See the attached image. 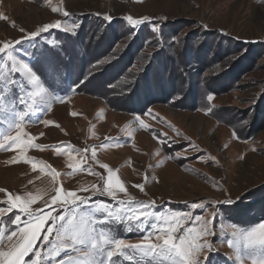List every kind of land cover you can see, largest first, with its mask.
Masks as SVG:
<instances>
[{
	"label": "rangeland",
	"instance_id": "obj_1",
	"mask_svg": "<svg viewBox=\"0 0 264 264\" xmlns=\"http://www.w3.org/2000/svg\"><path fill=\"white\" fill-rule=\"evenodd\" d=\"M57 8L59 12L53 11ZM65 11L69 16H64ZM0 15L9 18L0 20V46L11 44L17 62L33 70L31 51L39 39H24L28 33L56 20L61 21L65 33H76L73 23L81 25L83 21L86 28L102 29L86 44L95 60L93 73H97V79L88 86L90 92L63 97L48 89L41 75L37 83L17 74L28 85L26 92H33L31 99L25 94V100L36 101L21 122L18 113L28 108L19 103V89L17 95L9 97L11 89L0 91L4 97L0 101V144L5 145L0 148V189L5 190L0 191V207H7L9 193L23 196L31 192L40 197L30 205L31 210L63 215L64 209L54 204L45 206L44 201H50L61 187L78 190L93 184L102 186L108 173L100 168L99 161L113 169L115 178L135 198L132 207L155 201L149 210L156 216L191 213L193 219L183 223L181 233L199 226L196 216L212 220L215 234L209 239L213 248L201 254L202 260L210 258L213 264L218 254L231 264H240L241 259L252 264L258 256L254 249L245 247L241 240L237 253L228 241L235 239L231 212H237V218L257 205L264 208V45L255 47L242 41L264 43V0H0ZM109 15L111 21L118 22L107 27L109 21L104 17ZM128 15L134 19L148 17L151 28H162L167 49L157 48L154 34L142 43L134 40L132 32L131 37L124 36L119 26L128 24ZM54 30L41 33L42 40L51 45L59 42ZM17 40L22 43L16 44ZM160 52L166 54H160L164 69L154 62ZM184 57L189 62L182 64ZM4 61L6 56L0 60V67ZM176 65L174 79L180 81L182 72L191 71L193 86L189 81L180 85L177 81V88L170 86L169 72ZM3 73L9 74V68L3 67ZM156 75L158 78L152 80ZM137 81L141 87L138 93L133 87ZM204 92L214 94L213 101L205 100ZM183 96L188 100H182ZM44 120L52 123L45 125ZM17 134L23 143L8 148L11 141L5 137ZM29 139L32 144L26 146ZM37 144L43 147L36 148ZM93 148L95 160L91 158ZM76 162H80L79 169L69 167ZM32 163L37 164L35 169ZM89 168L92 172L87 171ZM140 184H144L143 192L136 187ZM118 196L125 198L124 193ZM102 202L119 206L116 200L97 194L78 211L92 212ZM194 203L204 207L192 208ZM13 213L20 214L22 220L27 218L18 209L0 215L4 233L0 251L18 242V236L7 239L17 230V225L9 223ZM96 216L102 218L103 213ZM156 223L155 218L150 219L143 231L136 222L107 227L114 229L112 235L137 243L156 231ZM261 223L264 220L236 226L250 231ZM50 225L51 221L45 230ZM50 241L56 242L55 232ZM41 245L38 241L37 250L43 257L49 245ZM120 264L136 261L120 258Z\"/></svg>",
	"mask_w": 264,
	"mask_h": 264
},
{
	"label": "snow or ice",
	"instance_id": "obj_2",
	"mask_svg": "<svg viewBox=\"0 0 264 264\" xmlns=\"http://www.w3.org/2000/svg\"><path fill=\"white\" fill-rule=\"evenodd\" d=\"M53 11L59 12L60 10L57 8ZM64 16H69V13L65 11ZM8 19L7 16L0 15V20ZM104 19L111 21L112 16H105ZM125 19L129 25L138 27L144 24L148 17L134 19L131 15H128ZM61 26L60 20H56L54 23H46L37 31L28 33L24 39L31 41L40 36L41 33L61 29ZM72 28L77 29L79 25L73 23ZM20 31L24 32V29ZM153 31H158V28L154 27ZM75 34V32H72V35ZM15 43L20 44L22 41L17 40ZM14 51V47L9 43L0 46V60H3V57L6 56L7 61H4L3 67L9 68V74H4L3 67H0V85H3L0 91L19 89V103L21 105L27 104L28 108V110L18 113L19 121L23 122L36 101L32 99V102L28 103L25 100V94L31 99L33 92L30 90L26 92L28 85L20 81L17 74H22L26 78L36 80L38 83L39 81L36 78L40 73L23 63H18L13 55ZM102 62L100 61V63ZM61 72L62 69L54 61L46 62L43 68V75L45 76L49 73L55 75ZM3 99L4 97L0 96V101ZM206 99L207 101H213L214 94L207 95ZM60 102H63L62 98ZM207 111L211 112L212 108L209 107ZM72 115L76 114L72 113ZM43 123L49 125L52 122L44 120ZM16 127L20 128V124H17ZM25 135L27 134L25 133ZM5 139L11 141L7 145L8 148L17 143H23L20 134L5 137ZM31 144L32 141L29 139L26 146H31ZM4 147L5 145L0 144V148ZM35 147L42 148L43 146L37 144ZM91 158L96 159L95 148L92 149ZM97 163H99L100 168L107 169L108 173L102 186L93 184L90 187L78 190H65L61 187L56 190V194L50 201H44L45 206L54 204L58 209H64L65 214L63 215H54L52 211L44 213L40 209L31 210L30 205L40 198L31 192L23 196L8 194L5 202L7 207H0V215L18 209V212L23 213L27 218L22 220L21 215L17 213H13L14 218H9V223L17 225V230L11 231L7 239L11 240L12 237L18 236V242L10 249L0 251V264H54V261L55 264H120V258L129 262L136 261V264H164L165 261L168 264H212L210 258L201 259L202 253L213 248V244L209 239L215 234L212 228V220H205L203 217L196 216L195 220L199 222V226L189 227L181 233L180 228L183 223L193 219L191 213L174 212L167 216H156L155 213L149 210L155 201L138 202L139 207H132L131 204L135 198L130 196L124 184L115 178L116 174L113 169L107 164L99 161ZM36 167L37 164L32 163V168L35 169ZM69 167L79 169L80 162H76L74 165L70 164ZM87 171L92 172V169L89 168ZM136 187L142 192L144 191V184L136 185ZM0 191L5 190L0 189ZM79 192L89 193L90 196L106 195L116 200L119 206L111 207L108 203L102 202L92 212L81 213L78 211L79 206L81 204L88 205L90 196L80 195ZM118 193H124L125 198H120ZM226 203H231V201H226ZM69 205L73 207L69 209ZM197 207H204V205L195 203L192 205V208ZM96 213H103L102 218H97ZM152 218H155L157 222L153 225L156 231L143 236L137 243H131L112 235L114 229L107 227V225H120L123 222H128L129 225L136 222L137 228L143 231L147 222ZM49 221H51V225L45 230V225ZM233 229L232 236L235 239L228 241V246L238 253L239 242L243 240L245 247L254 249L258 254L257 257L252 259V264H264V223L259 224L250 231L240 229L236 225H233ZM129 230H131L130 227ZM54 232L55 243L50 241V236ZM42 233L45 234L42 235ZM3 237V230H0V240ZM38 241H42V245H49L43 257L41 250H37ZM61 253H63L62 256ZM76 254H79L78 258H74ZM26 257L30 259L26 260ZM56 257L61 258L56 261ZM240 264H244L242 259Z\"/></svg>",
	"mask_w": 264,
	"mask_h": 264
},
{
	"label": "trees",
	"instance_id": "obj_3",
	"mask_svg": "<svg viewBox=\"0 0 264 264\" xmlns=\"http://www.w3.org/2000/svg\"><path fill=\"white\" fill-rule=\"evenodd\" d=\"M98 21L100 22V20ZM83 22L81 23V25H79V28L76 29L75 35H72V33H67V32L65 33V31H62L61 29H55L53 32L56 34L55 36L59 40V42L54 43L52 45L43 41L41 38L42 37L41 35L38 36L37 38V40L39 39L38 44H36L33 50L31 51L32 55L34 56V60H33L34 62L32 63L33 67L37 72L40 73L47 88L63 97H68L72 94H77L82 91L90 92L88 88L89 84H91L93 81L97 79L96 77L97 73L96 74L93 73L94 71L93 67L95 65L94 63L95 60L91 57L89 47L86 44H89L91 35H94L95 33L96 34L100 33L102 29L99 28V30H96L94 28H91V29L86 28L85 23ZM117 22L118 21H109L108 22L109 24L106 26L107 27L113 26V24H116ZM122 26L123 28L121 26L119 27L123 29L122 34L124 36L128 34L127 36L131 37L129 35V32H132L134 36H136L134 37V40L138 39V41L142 43L144 41V38L149 39L152 36V34H154L156 37V43H158L157 48L158 49L163 48L165 50L167 49L165 43L162 42V41H165L164 34L161 35L163 31L162 28L160 31H153V28L150 27L148 22L138 27H133L129 24L127 25L123 24ZM115 37L117 38V36ZM242 41H245L247 43L250 42L251 45L252 46L254 45L255 47L256 46L263 47L264 45V43L263 44L259 43V40H254V39L252 40L243 39ZM186 51H187V48H186ZM190 52L191 54H193V51H190ZM157 54L158 56L156 55L154 62L156 63V65L157 64L161 65L162 68L164 69L163 60H162L163 57L160 56V54L165 56L167 54V51H166V54H163L162 52L157 53ZM149 56H146V57H149ZM165 59L167 58L165 57ZM48 61H54L56 64H58L59 67L62 69V72L59 74H55V75L51 73H49V75L47 76L43 75V68L45 66V63ZM183 61L187 63L189 62V59L184 57L182 60H180V62L184 64ZM178 66L179 65H176V67H174L172 71H170L171 69L169 70L170 71L169 74L171 75V79H172L169 81L170 86L172 85L176 86L174 88H177L178 79L176 78L174 79V77L177 75L176 70ZM152 68H150L151 71L153 70ZM194 68L195 67H193V69ZM190 72L187 71V74H184V72H182V76H181L182 78L180 77L181 80L178 81L179 85L182 84L181 83L182 81H187V82L189 81L191 82L192 86L193 84H195L194 82L195 79H192L193 76L191 77L190 75L192 72L191 73ZM147 75H150V73ZM147 77L150 78L149 76ZM157 78H158L157 75L153 76L152 80L153 79L156 80ZM138 85H139V82L137 81L133 86L134 88H136L135 90H138L136 93H138L139 89L141 88ZM193 90L195 89L193 88L192 91ZM131 92L132 91H130L129 93ZM208 94H209L208 92L203 93L205 100H207L206 96ZM13 95H17L16 89L15 90L11 89V93L10 95H8V97L13 96ZM184 96L182 100L186 99V97ZM11 100L16 101L17 99H9L8 101H11ZM187 100L188 99H186V101ZM263 107H264V104H263ZM130 109L134 110V108H131V107ZM234 212H231V215H232L231 217L234 220L232 222L238 226H245V225L249 226L250 224H253L254 222L264 220V208H259L258 205L255 207V209L249 210V212L248 211L241 212L240 215L242 216H239L237 218H234L236 217L235 215L237 214V212H235L236 214ZM213 264H231V262L228 260L226 256L216 254Z\"/></svg>",
	"mask_w": 264,
	"mask_h": 264
}]
</instances>
